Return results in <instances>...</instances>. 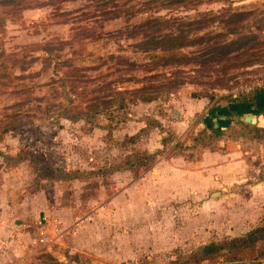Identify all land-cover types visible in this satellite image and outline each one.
<instances>
[{
	"label": "rangeland",
	"instance_id": "374dc122",
	"mask_svg": "<svg viewBox=\"0 0 264 264\" xmlns=\"http://www.w3.org/2000/svg\"><path fill=\"white\" fill-rule=\"evenodd\" d=\"M158 35L182 40L155 50ZM262 80L264 0H0V264H256L263 244L237 262L200 253L264 223V213L238 216L249 206L230 198L203 212L189 199L180 217L98 213L64 257L31 238L38 217L70 225L122 192L111 169L132 165L134 179L151 170L162 151L150 142L174 137L176 119L196 123L190 103H253ZM142 125L157 126L151 140ZM202 131L177 147L199 145ZM127 242L135 249L121 258Z\"/></svg>",
	"mask_w": 264,
	"mask_h": 264
},
{
	"label": "crops",
	"instance_id": "0c3cea01",
	"mask_svg": "<svg viewBox=\"0 0 264 264\" xmlns=\"http://www.w3.org/2000/svg\"><path fill=\"white\" fill-rule=\"evenodd\" d=\"M252 97L255 100L254 103L231 101L230 110L228 106H226L227 109H217L206 99L190 103L187 114L193 115L196 123L192 122L190 125L183 118L176 119L172 122L173 127L170 129L176 133L174 137L168 135L160 142H150V153L157 149L162 151L158 153V160L151 170L137 179H134L135 175L129 169L114 172L113 178L116 179L118 185L116 189L119 187L124 189L122 192H116L113 199L106 195L107 200L100 209L94 211L89 208L83 212V216L78 217L70 225L61 221L73 232L68 237L70 248L71 241L91 225L94 222V216L101 212H114L128 216L130 220L134 218L139 220L145 213H160L156 209L161 207L164 212L180 217L184 216L187 210L181 204L189 199L198 205L195 207L196 211L198 208L203 212V208L218 207L226 198H230L231 202L244 201L246 206H249L241 208L240 213H236L238 216L241 214L242 218L249 219L254 215L264 213V207H260L264 199L253 198L258 193L264 195V142L262 143L259 140L261 138L255 136H244L245 131H250L251 127L264 130V91ZM247 115L256 117V124H248L241 120ZM244 123L251 127H246ZM146 126L148 127V125L143 127ZM196 126L208 134L225 132L226 135L229 131L237 130L236 135H239V138L224 135L211 145L199 144L192 148L179 149L177 147L179 140H182L183 135L195 129ZM155 129L157 126L151 125L147 132L148 139L151 140ZM237 139L239 142L235 143ZM144 187L146 188L143 189ZM87 216L90 220H86L83 226L77 227L76 222ZM38 218L41 219V217ZM38 218L34 221V236L31 238L34 248V239L37 234L35 223L39 220ZM168 234L173 236L172 231ZM18 243L17 250L19 251L23 246L21 239ZM125 245L124 253L119 255L121 258L133 253L135 249L131 242ZM42 251H49L50 254H58L62 257L67 253L59 250L44 249ZM3 260L0 259V261Z\"/></svg>",
	"mask_w": 264,
	"mask_h": 264
},
{
	"label": "trees",
	"instance_id": "16d2710c",
	"mask_svg": "<svg viewBox=\"0 0 264 264\" xmlns=\"http://www.w3.org/2000/svg\"><path fill=\"white\" fill-rule=\"evenodd\" d=\"M178 40L179 41L182 40L181 37L174 36L172 38V36L169 37L166 35H158L157 37H153L152 41L149 43L155 45L156 47L155 50L165 51L166 49H163V46L165 48L168 41H178ZM146 42L147 44H149L148 41ZM222 54L223 53H221V55ZM182 60L183 59L181 58H174V57L170 58L169 57V58H163V63L164 64H174ZM145 100L149 101L151 100V98H146ZM249 100L252 101L253 103L255 102L253 97H251ZM233 101L236 103L245 102L246 99H238V97L237 98L233 97ZM70 118L72 120H85L88 124H92L93 122V118L87 113H77V114L72 115V117ZM244 125L246 127H251L250 125L245 124V123ZM150 128H151V125L148 126L146 129H143V131L141 132L146 133L147 131H149ZM259 134L263 135L264 130L258 129L257 127H251L250 131L249 130L245 131L244 136L250 137L252 135L256 136ZM224 135H225V132H222V133L213 132L211 134H208L205 131V132H201L198 137H195L194 142H196L197 144L207 143L208 145H211L215 143L217 140L221 139ZM22 160L23 158L17 161L21 162ZM125 169L133 170L134 167L132 165H127L121 168H113L111 169V171L112 173H114V172L125 170ZM76 177L78 176H73V175L71 176V178H76ZM259 244L264 245V223L255 227L252 231H250L245 236L225 239L224 241H221V242H213L208 245H205L200 249V253L204 257H213V255H217V256L227 255V256H230L231 261L237 262V261H240L242 256L244 257L248 252L255 251L258 248ZM263 262H264V252H262L256 258V264H264Z\"/></svg>",
	"mask_w": 264,
	"mask_h": 264
},
{
	"label": "built area",
	"instance_id": "2783aa9c",
	"mask_svg": "<svg viewBox=\"0 0 264 264\" xmlns=\"http://www.w3.org/2000/svg\"><path fill=\"white\" fill-rule=\"evenodd\" d=\"M264 87V80L260 81L255 89ZM86 220L90 217H84L76 222L77 227L84 225ZM37 234L34 239L36 250H59L65 253L69 251L70 246L68 237L73 234L69 228L65 227L61 221L55 218H42L36 223Z\"/></svg>",
	"mask_w": 264,
	"mask_h": 264
},
{
	"label": "water",
	"instance_id": "95a60500",
	"mask_svg": "<svg viewBox=\"0 0 264 264\" xmlns=\"http://www.w3.org/2000/svg\"><path fill=\"white\" fill-rule=\"evenodd\" d=\"M241 120L248 123V124H253V125L256 124V117H254L252 115H247L246 117H244Z\"/></svg>",
	"mask_w": 264,
	"mask_h": 264
}]
</instances>
